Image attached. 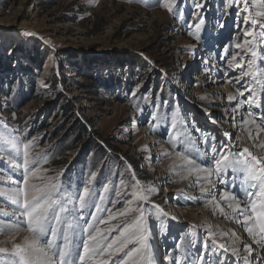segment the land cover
Instances as JSON below:
<instances>
[{"label": "rangeland", "instance_id": "1", "mask_svg": "<svg viewBox=\"0 0 264 264\" xmlns=\"http://www.w3.org/2000/svg\"><path fill=\"white\" fill-rule=\"evenodd\" d=\"M194 2L162 0L183 8L178 17L157 6L158 0H0V144L10 146L9 151L0 148V218L20 226L13 228L16 231H0V249L6 250L0 252V264H16L17 244L26 246V241L38 240L46 247V241H51L53 248L63 249L65 236L74 245L69 264H81L77 258L88 224L105 233L107 243L139 219L141 211L151 232L149 250L133 251L142 249L133 240L97 261L244 264L242 253H249L245 246L256 251L254 240L245 242L241 252H233L231 245H241L246 239L239 232L247 231L245 224L255 236H264L260 230L264 196L257 188L250 189L253 195L245 196L244 190L249 189L243 183L246 173L237 170L233 180L232 170L227 168L228 183H235L232 191L246 215L217 219L210 201L215 206L220 203L224 187L220 176L225 173L217 174L214 155L204 138L215 137L217 150L226 146L229 159L242 153L243 158L254 156L264 165L252 143H241L237 122L223 104L226 95L220 102L217 92H212L220 83L217 79H222L243 104L237 121L250 117L264 130L260 24L256 25V39L245 31L253 19L264 22V16L257 15L264 12V0H205L200 11L204 20L196 36L190 34L196 31L199 19L193 16ZM237 44L241 47H235ZM33 57L44 65L40 67ZM244 86L248 91L242 96ZM227 123L232 128H225ZM81 124L86 129L78 134ZM185 136L200 150L199 160L187 152ZM96 144L100 150L95 149ZM24 145L29 161L26 185L20 183ZM195 165L209 171L211 179L195 180L196 185H191L189 173L194 170L187 166ZM205 182L210 186L204 188L207 196L200 201H208L200 202L196 192ZM13 185L25 188L30 202L51 192V198L64 203L69 212L60 214L61 222L56 223L50 211L48 232L36 237L27 218L6 203ZM85 188L88 206L77 212ZM224 204L219 207L227 208ZM109 213L114 218L109 219ZM74 216L80 219L74 220ZM69 223L75 232L68 228ZM226 226L237 230L234 238L224 237ZM23 232L28 234L25 240L19 236ZM220 244L225 247L219 248ZM169 250L173 261L164 259ZM85 264H89L88 257Z\"/></svg>", "mask_w": 264, "mask_h": 264}, {"label": "snow or ice", "instance_id": "2", "mask_svg": "<svg viewBox=\"0 0 264 264\" xmlns=\"http://www.w3.org/2000/svg\"><path fill=\"white\" fill-rule=\"evenodd\" d=\"M176 3H180L181 0H175ZM205 0H195L193 3V16H199L197 23L195 24L196 31L190 32L191 35L196 36L200 30V25L203 23V16L200 15L201 9L204 7ZM157 6H163L168 9L169 12H175L178 17H182L183 15V8H174L172 4L169 3H162V0H158ZM246 6V3H245ZM259 16H264V12L257 13ZM247 23V22H246ZM257 23L260 24V42L264 43V22L256 21L255 19L252 20L249 28H245L246 35L251 37L252 39H256V25ZM193 27L192 24H189V28ZM223 27V24H221ZM27 35H32L31 33H27ZM197 38H199L197 36ZM243 43H248L245 40ZM235 47L240 48L241 45L237 44ZM256 53L253 52L252 56L255 57ZM232 59H236L235 56ZM251 69V65H249ZM249 75L255 77L254 72H249ZM248 91V87L244 86L243 91H241V95L244 96V93ZM234 97L229 96L228 100H233ZM255 103V101H251ZM235 110V109H234ZM199 131V129H197ZM207 150L214 155L215 164L214 168L216 169L217 174L225 173L224 175L220 176V182L224 185L221 189V196L225 199L228 207H232L233 202H237V211H239L240 216L243 218L245 217V208L241 207L238 203L239 197L235 195L232 191L236 187L235 183L229 184L225 170L227 168H231L233 176L231 179H235L237 170L244 171L246 173V178L243 183L249 184V189H245V196H251L253 193L250 191L251 188H257L259 194L264 196V165L261 164V161L257 159V157L250 156V159L243 158L242 153H235L232 155V158L229 159L228 149L226 146H221L220 150H217L215 137H205ZM0 148L4 149V151H9L10 146L0 144ZM27 151L28 146H23V155H22V164L21 167L24 169L23 173V180L20 182L24 185L27 184V169H28V159H27ZM243 153H248L247 149H243ZM2 154V153H0ZM218 157V159H216ZM192 163V161H189ZM223 164V167L221 165ZM201 169H196V171H200ZM259 181V184H257ZM54 190V187H53ZM203 191V189H202ZM10 199L6 201L9 203L10 206L14 207V210L19 213L20 217L27 218V225L30 231L36 237L44 235L48 232L49 226V212H52V220L56 223L61 222L62 213H68L69 209L59 200L51 198V192L44 193L43 196L36 198L34 197L32 201H29L28 192L23 187H17L13 185L12 191L8 193ZM88 196V189L85 188L83 190V195L79 198V207L76 209L77 212L85 209L88 206V200L85 197ZM103 199V197H101ZM68 202L71 203V199H68ZM158 207V206H157ZM100 206L96 205V211L99 212ZM162 211V210H161ZM252 211H255V205H252ZM145 213L143 211L140 212V217L136 221H134L131 225H126L123 230H121L120 235L114 238L112 241L105 243L106 234L101 233L99 229H93L91 224H88L87 231L88 235L86 240L82 243L81 254L78 256V260L81 264H85V257H88V262L90 264L91 261H96V264H107L105 260H96L97 257L104 256L107 252L108 256L110 257L113 252H119L126 246L128 243H132L133 240L136 241L138 245L142 246L141 248L134 249L133 251L140 252L144 250L147 252L150 248L148 243L150 239V229L147 222L144 219ZM261 218L264 219V212L260 214ZM114 218L111 213H109V219ZM74 220L80 219L79 216H74ZM93 219L96 217L93 216ZM171 219H175L174 217ZM11 220H4L0 218V231L6 230H15L6 228L5 225L11 223ZM15 223L19 224L20 220L18 218L15 219ZM87 223V221H85ZM68 228L75 232V228L73 225L69 223ZM246 230L249 235H252V228L247 227L245 224ZM261 232H264V226L261 227ZM127 233V235H125ZM55 236V230H52L51 233ZM123 237V239H121ZM261 240H264V236L261 237ZM64 247L63 249H54L51 241H46V247L41 246L38 240H33L31 243L26 241V246L15 245V253L19 257L16 261V264H69L70 257L72 255V248L74 245L72 241L69 240L67 236L64 237ZM259 243V241H257ZM190 247L194 246L189 242ZM206 247V242H205ZM219 248L223 249L225 246L223 244L218 245ZM5 249H0V252H5ZM233 252H236L237 249H233ZM245 251L251 253L253 251L251 245L245 246ZM171 250L164 256V259L167 261H173V257L171 256ZM128 255V254H126ZM199 259H203V250ZM244 261V264H252V261H249L247 257H241ZM121 264H128L127 261H122ZM148 264H152L151 259L148 261ZM175 264V261H173ZM191 264V262H190ZM264 264V262H262Z\"/></svg>", "mask_w": 264, "mask_h": 264}, {"label": "bare ground", "instance_id": "3", "mask_svg": "<svg viewBox=\"0 0 264 264\" xmlns=\"http://www.w3.org/2000/svg\"><path fill=\"white\" fill-rule=\"evenodd\" d=\"M188 43H190V41H188ZM47 68H49L48 65H47ZM43 77H45V76H43ZM221 80L222 79H220V78L217 79L216 82H220V83L215 85L216 87H214L212 89V92H214V93L217 92L216 96H218L220 98V102L223 101V97H224V95H226L227 98L224 99L223 104H224V106L226 108H228V109L230 108L229 109V113L232 112L231 118L234 117L232 119L233 122H235V121L237 122V128H239L240 132H241V135H240V137L242 138L240 140L241 143L242 142H246V141L252 143V145H253L252 147L254 149L255 154L263 156V158H264V130L261 131L260 128H259L260 126H257L255 122H254L255 123L254 124L252 122V119H250V117H245V119L243 118L244 120L239 121V122L237 121V119H239L238 117L242 114L239 111H241V109H242L241 107H242L243 104H242L241 101H239V99L237 97V92H235L230 87V85H223V80L222 81ZM229 96L234 97V99L229 101L228 100ZM230 127L232 128V126L229 123H227V125H225V128H230ZM188 138H189L188 136H185V138H184L185 148L187 149V152L189 154H191L194 159L199 160L200 157H201L200 152H199L200 150L198 151V149H196V147L192 143V141H190ZM197 166H200V165L189 166V167L187 166L188 169L190 168V170L191 169L194 170L193 172L189 173V175L192 176L191 185H193V186L196 185L195 184V180H203V181L207 180L208 181V179H211V175H210L209 171H206L204 168L197 167ZM196 169H201V170L200 171H196ZM215 183H217V185H218L217 179L215 180ZM207 185H209V183H206V182L204 184H202V185L200 184V187L198 188V190L196 192V194H200L199 198L197 199L198 201H200V198L202 199V198L207 196V194L204 192V188H206ZM217 187H219V185ZM202 189H203V191H202ZM206 201H208V200H201L200 202H206ZM225 202L226 201H225L224 198H222V196L220 197V203L218 205L216 204V206L214 205L213 201H210V205H211L213 214L217 216V219H224V218H233L234 219V218H236L239 215L238 214L239 211L235 210V209H237V202H233L231 208L227 207V208L223 209V208L219 207V206H221V204L223 205ZM91 205H92V201H90L88 209L91 208ZM225 206H228L227 203L224 204V207ZM241 222H244V221H241ZM221 224H226V223L224 222V223H221ZM229 224H231V223H229ZM17 227H20V226H17ZM17 227H15V225H13V224H7V228H9V229H13V228H17ZM225 228L228 229V230L224 232V234H225L224 237L226 236L227 238H234L235 235L237 234V232H236L237 230L235 228H233V227H228V226H226ZM239 232L243 233V239L245 237H246V239L244 241H242L241 245H236V243L234 242V244H232L231 247L233 249H237V252H241L242 248H244V243L245 242L247 244H251L250 240L251 241L254 240L255 241L254 242L255 243L254 247H255L256 251H253L252 254L243 252L242 256L247 257V259L249 261L253 260V264L254 263L255 264H262V262H264V240H261L262 236H260V235L255 236L253 232H252V235H248L249 233L247 231L245 232L243 230H241V231L239 230ZM262 233L264 235V232H262ZM80 235H81V233H80ZM19 236L22 237L21 239L24 238V240H25V237L28 236V234L26 232H23V233H20ZM237 238H239V237H236V240H237ZM257 241H259V243H257ZM54 249H58V248H54ZM244 250H245V248H244ZM10 254L11 253L9 252L8 255H10ZM8 264H14V262L10 261V262H8ZM142 264H148V261L147 262H143Z\"/></svg>", "mask_w": 264, "mask_h": 264}, {"label": "trees", "instance_id": "4", "mask_svg": "<svg viewBox=\"0 0 264 264\" xmlns=\"http://www.w3.org/2000/svg\"><path fill=\"white\" fill-rule=\"evenodd\" d=\"M33 60H34V61H35L40 67H42V66L44 65V62L41 61V60H39V58H37V57H33ZM64 71H65L64 63L62 62V63H61V71H60V73H61L62 76H64ZM64 79H65V78H64ZM64 79H63V80H64ZM152 79H154V77H153ZM55 80L59 82V78L55 77ZM93 85H94V88L97 89L98 85H97V84H93ZM85 129H86V127L83 126V125L81 124L79 130H78L76 133L79 134V132H81V131H83V130H85ZM94 147H95V149H99V150L101 149V148H100L101 146H100L99 144H96ZM131 164H132L135 168H137V165L135 164L134 161H131Z\"/></svg>", "mask_w": 264, "mask_h": 264}]
</instances>
